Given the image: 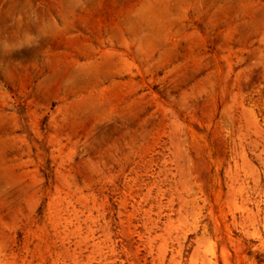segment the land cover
<instances>
[{"label":"rangeland","instance_id":"rangeland-1","mask_svg":"<svg viewBox=\"0 0 264 264\" xmlns=\"http://www.w3.org/2000/svg\"><path fill=\"white\" fill-rule=\"evenodd\" d=\"M0 264H264V0H0Z\"/></svg>","mask_w":264,"mask_h":264}]
</instances>
